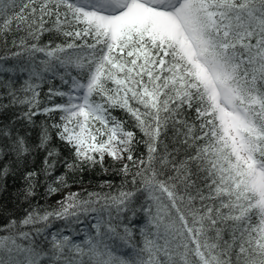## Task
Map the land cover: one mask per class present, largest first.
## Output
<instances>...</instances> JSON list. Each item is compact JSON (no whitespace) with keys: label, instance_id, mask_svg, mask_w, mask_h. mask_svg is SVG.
I'll return each mask as SVG.
<instances>
[{"label":"snow or ice","instance_id":"6c2138e0","mask_svg":"<svg viewBox=\"0 0 264 264\" xmlns=\"http://www.w3.org/2000/svg\"><path fill=\"white\" fill-rule=\"evenodd\" d=\"M0 49V112L51 121L37 145L0 124V160L44 149L50 174L56 138L69 172L124 177H56L54 207L0 225V264H264V0H0Z\"/></svg>","mask_w":264,"mask_h":264},{"label":"trees","instance_id":"16d2710c","mask_svg":"<svg viewBox=\"0 0 264 264\" xmlns=\"http://www.w3.org/2000/svg\"><path fill=\"white\" fill-rule=\"evenodd\" d=\"M59 42V41H58ZM2 52V49H0ZM20 77L17 78V86H19ZM60 88L61 90H66L68 85L62 84L60 79L53 78L52 83H45L41 89V100H47V93L49 88ZM3 90L0 89V92ZM59 97L54 98L51 103L60 102ZM7 103V99L2 101ZM20 107H12L0 112V124L8 123L14 121L21 135H26L28 142L32 145H37L39 143V135L41 131L42 122L48 121V118L43 115H38L34 117L36 123L34 125H28L26 121L17 120L16 117L20 114ZM115 115L122 116L123 113L116 112ZM49 123L51 121H48ZM138 135H140L138 133ZM52 147L56 148L60 157L56 159V166L50 174H46L44 161L47 157V152L44 149H36L33 151L32 155L27 158L26 163L16 166L11 163L12 157H5L4 160H0V164H6L8 166L14 167V174L10 175L4 182L3 190H0V225L3 222L11 218L21 217L25 210L31 205H40L42 208L54 207L56 201L61 199V195H47V186L56 177L67 173V179L72 183L71 188L63 189L62 192L67 191H78L81 187L88 189H99V186L105 182H111L113 186H119L124 179L122 174L118 170H113L109 167L108 172H103L99 167L91 170H85L82 173H72L69 172L64 166V160L70 159V152L67 147L64 146L63 142L54 138L52 141ZM143 153L146 155V149L143 144L138 145L137 154ZM108 161V164H111ZM29 171H35L38 175L34 178L36 187L35 195L30 198L29 201L24 200L23 191L26 187L25 175ZM62 222L57 221L54 224V228L58 227ZM80 227H85L81 225ZM3 229L0 227V233Z\"/></svg>","mask_w":264,"mask_h":264}]
</instances>
